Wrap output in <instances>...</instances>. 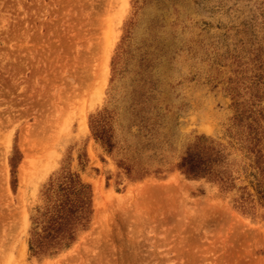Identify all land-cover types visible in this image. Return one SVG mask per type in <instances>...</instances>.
<instances>
[{
  "label": "rangeland",
  "instance_id": "rangeland-1",
  "mask_svg": "<svg viewBox=\"0 0 264 264\" xmlns=\"http://www.w3.org/2000/svg\"><path fill=\"white\" fill-rule=\"evenodd\" d=\"M260 48L262 61L264 0H0V264H264V203L237 204L255 194L240 140L250 112L234 119L244 104L264 109L247 88L264 81ZM133 81L158 82L173 159L210 137L225 147L231 180L175 170L133 179L117 166L90 119L108 106L124 112ZM24 137L34 179L21 188ZM67 166L91 186L90 221L70 248L34 255L32 219Z\"/></svg>",
  "mask_w": 264,
  "mask_h": 264
},
{
  "label": "trees",
  "instance_id": "trees-1",
  "mask_svg": "<svg viewBox=\"0 0 264 264\" xmlns=\"http://www.w3.org/2000/svg\"><path fill=\"white\" fill-rule=\"evenodd\" d=\"M252 53L254 61H260L264 68L263 50ZM247 88L251 91L252 106L259 107L264 101V81L252 82ZM160 93L157 81H133L126 93L124 112L119 114L116 106H108L91 117L94 140L130 178L175 170L191 178H208L226 184L231 177L225 165V147L210 137L199 136L187 142L177 159H173L174 143ZM248 111L247 134L240 140L247 144L253 159L250 183L255 194L244 192L237 200L243 210L253 208L255 200L264 203V126L261 123L264 109L253 111L250 107L245 109L244 104L234 119L243 122ZM11 167V186L15 192L16 166L11 163ZM42 195L43 206L32 219L29 250L34 255H53L60 249L70 248L79 231L89 223L92 189L67 166L45 185Z\"/></svg>",
  "mask_w": 264,
  "mask_h": 264
},
{
  "label": "bare ground",
  "instance_id": "bare-ground-1",
  "mask_svg": "<svg viewBox=\"0 0 264 264\" xmlns=\"http://www.w3.org/2000/svg\"><path fill=\"white\" fill-rule=\"evenodd\" d=\"M101 83V82H100ZM105 85V81H102L101 84H99V87L97 88V92L95 94V98L92 100L90 104V108L94 107L97 102L101 101V98L103 96V87ZM84 116L81 117L80 124L84 123ZM7 147V145H6ZM20 147L23 151L24 154V159L19 165V182L20 186L22 187H27L29 184L33 183V177H32V169L34 166L33 159H32V146L28 140V138L24 137L22 143L20 144ZM54 167V163H52L48 168L44 167L42 171H40V177L44 178ZM93 185V191H94V196L96 197L100 191H101V184L98 180H95L92 182Z\"/></svg>",
  "mask_w": 264,
  "mask_h": 264
}]
</instances>
